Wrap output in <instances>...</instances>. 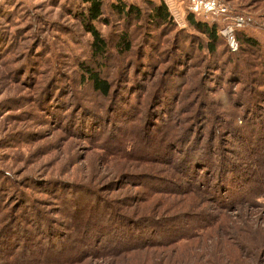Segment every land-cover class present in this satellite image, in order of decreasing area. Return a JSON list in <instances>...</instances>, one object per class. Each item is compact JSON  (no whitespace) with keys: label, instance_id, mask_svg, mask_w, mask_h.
Returning <instances> with one entry per match:
<instances>
[{"label":"rangeland","instance_id":"rangeland-1","mask_svg":"<svg viewBox=\"0 0 264 264\" xmlns=\"http://www.w3.org/2000/svg\"><path fill=\"white\" fill-rule=\"evenodd\" d=\"M125 1L142 4L145 0ZM224 1L233 12L246 17L248 27L244 32L264 47V0ZM81 2L0 0V202L4 199L0 210V227L4 226L2 224L17 227L22 222L21 231H17L18 227L14 231L30 242L32 251L27 256L19 253L22 251L20 247L13 259L7 262L0 259V264H65L69 259L62 261L50 252V255L37 252L36 239L42 232L48 240L54 238L52 242L56 244L66 240L78 241L68 264H264V150L261 156L252 155L250 158V155H245L238 162L248 174L253 173L248 175L245 186L238 185L234 172L227 175L230 184L224 185L227 183H223L221 178L227 174L223 171L226 167L219 172L220 181L214 178L209 184L199 183L179 172L176 164L182 155L175 141L172 139L168 145L160 144L156 133L160 128H154L152 123L148 127L144 125L148 96L143 100L142 115L137 118V123L122 125L128 131L133 128L134 131L131 130L135 132L133 136L137 141L133 147L142 153L140 157L130 155L132 161L113 158L118 144H115L116 141L106 143L107 138H112L111 131H115L114 136L118 138L121 134L111 124L104 123L108 130L101 139L97 137L94 140L87 135L74 134L67 125L65 129L68 121L64 125L59 124L42 111L43 107L39 105L42 99L38 102V95L41 93L42 97L45 96L44 89L49 90L53 84L58 90L66 85L71 92L79 87L80 95L88 96L87 99L97 111L104 112L107 106L104 98L87 91L79 82L77 65L86 57L91 43V36L76 18ZM171 9L182 23L178 27L190 29L187 23L183 25L187 17L185 5L181 13L175 11V6H171ZM97 26L104 35L110 33V27ZM170 39L171 35L165 37L164 42ZM255 54L245 55L240 61L239 69L245 78H251L254 72H258L263 59L258 52ZM208 70L209 67L204 66L202 60H195L190 65L187 86L177 106L178 112L174 114L176 120L171 125L174 132L169 131L166 136L171 134L175 137L180 123L186 124L190 120L186 117L193 108V103H190L195 88L202 99L208 96L207 112H215L219 116L209 121L214 127L212 132L223 126L222 120L234 122L239 118L240 109L236 99L242 93H235L225 83L220 85L217 94L206 91L200 81L203 72ZM250 84L253 83L250 82L242 90L246 95ZM236 86L240 88L241 85L234 88ZM257 86L264 88V82ZM131 100L136 104L135 97ZM112 110L106 111L109 114L106 117L112 124L118 123ZM153 118L154 123L159 124L160 121ZM217 121L218 124H215ZM142 127L150 128L152 133L145 135L144 130L140 131ZM245 134L248 138L244 137L245 140H254L250 129ZM251 144L253 142L247 145ZM105 149L108 152H104ZM229 157L232 158L231 153ZM125 173H134L136 178L126 179L122 175ZM52 179L93 187L101 198L100 202L90 206L99 207L93 221L86 216L69 218L55 197L39 189L48 187L44 183ZM47 190L52 192V188ZM21 192L30 194L35 204L52 219L57 229L53 235L52 232L47 233L49 219L42 220L45 214L43 217L32 215L29 224L21 218L20 203L14 202ZM88 222L91 228L87 226ZM101 226L104 228L96 229ZM114 226L125 230L120 233L121 246L116 248L112 247L114 240L108 235L110 231L107 232L108 228L113 229ZM61 228L69 238L59 233L58 229ZM139 229L142 230L138 232ZM10 231L2 234L10 236ZM9 236L2 244L10 242L12 235ZM19 236L14 237L13 242ZM28 259L35 260L30 262Z\"/></svg>","mask_w":264,"mask_h":264},{"label":"trees","instance_id":"trees-1","mask_svg":"<svg viewBox=\"0 0 264 264\" xmlns=\"http://www.w3.org/2000/svg\"><path fill=\"white\" fill-rule=\"evenodd\" d=\"M107 12H109V15H107ZM76 18L85 32L91 36V43L86 57L80 60L77 65L80 85L86 88L87 91L104 98L107 106L104 112L97 111L90 104L87 99L88 96L86 98L80 95L79 87V90L77 88L78 91L74 89L71 92L66 85L59 87L60 90H58L56 85L53 84L49 90L44 89L46 91L45 96L42 97L41 93L38 95V102L40 98L42 99L39 105L43 107L42 111L44 113L59 124L64 125V122L68 121L65 124V129L67 125L74 134L88 136L94 138V140L102 137L108 130L107 124L104 123L111 124L121 134L118 138L114 136L115 131H111L112 138L110 139V136L107 138L108 142L106 143L116 141L115 144H118L115 149L117 153H113L117 157L113 156V158H118V161H132L130 155L136 154L140 157L142 153L139 150L137 151L136 147H133V143L134 146L137 144L133 136L135 133L132 132L133 128L128 131L122 125L137 123V118L142 115L143 100L148 96L149 105L145 110L144 125L147 126L152 123L154 128H160L156 130L159 137L157 140H160V144L165 145L172 139L175 141L178 146L177 150L182 155V158L176 164L181 175L199 183L209 184L214 181V178L220 181L219 172L226 167L223 171H226L227 174L225 178H221L223 183H227L224 185L230 184L231 181L227 178V175L234 172L238 185L245 186L248 175L251 176L253 173L248 174L247 170L238 162L242 161L245 155H250V158H252V155L254 157L261 156V151L264 150V88L257 86H261V82H264V47L260 45V42L244 31H240L237 33L240 48L233 53L221 34L222 27L220 24L187 11L186 23L190 29L179 28L169 7L162 0H145L142 4L125 0H113L107 3L105 0H82ZM98 24L110 27V33L104 35L98 28ZM170 35L171 39L164 42V38ZM164 45L166 46L164 47ZM255 52H258L263 60L257 68L258 72H254V77L245 78L239 69L241 67L240 61L243 60L245 55H256ZM237 58H240V60L238 61ZM200 59L204 66L209 67L207 72H203L200 81L206 91L217 94V90L221 88L220 85L225 83L227 84L226 87L235 90V93H242L236 99L238 100L240 116L234 122L228 119L222 120L223 126L218 128L216 132H212L214 127L209 121L213 117L219 116L215 112H207L209 106L208 96L206 95V99H202L198 96L199 93L195 88L193 90V101L190 103V105L193 103V108L190 115L186 117L190 120L186 124L184 122L180 123V129H178L175 137L171 134L166 136L169 131L174 132L171 125L176 120L174 114L178 112L177 106L187 86L188 69L195 60L201 61ZM250 82L253 84L248 87V94L246 95L242 90ZM212 84L214 86H211ZM235 85L241 86L240 88L239 86L234 88ZM221 90L225 91L223 88ZM244 95H246L245 98ZM133 97H135L136 104L132 103L131 99ZM171 101H174L173 104L170 103ZM110 108L113 109L112 113L116 114L118 123L112 124L108 120L109 117H106L109 115L106 111ZM150 108H152L151 112L147 111ZM76 110L77 112L74 113ZM155 115L157 117L153 118ZM152 118L160 121L159 124H155ZM214 123L218 124V121ZM147 127L146 129L145 127L140 129V131L144 130L146 132L145 135L152 133L149 131L150 128ZM248 129L253 133L254 140L257 139L255 142L253 138V141L245 140V138L248 139L245 137ZM249 142H253V144L248 146ZM257 143H259V146H256ZM229 146L232 148L228 150L227 147ZM261 147L262 150H260ZM104 152H108V149H105ZM230 153L232 158L229 157ZM122 175L126 179L136 178L134 173ZM60 181L52 179V181L44 183L48 187H39V189H44L41 191H48L47 194L55 197L62 205V211L66 210V213H68L66 215L69 218L86 216L93 221L94 214L99 210V207L90 208V206L100 202V195L94 192L92 186L79 182ZM216 184L214 188H216ZM49 188H52V192L47 190ZM91 199L95 200L92 203L88 202ZM3 201L0 202V210ZM14 202L20 203L19 208L21 210L19 214L28 224L32 221V215L43 217L45 214L35 204L30 194L27 195L26 192H21ZM46 218L48 217L45 214L42 220H47ZM48 219L49 230H47V233L52 232L53 235L57 229L52 224V219ZM18 224L19 230L17 231L20 232L23 228L22 222ZM2 225L4 226L0 227L1 260L7 262L10 258L13 259L18 254L20 247L23 252L20 251L19 253L27 256L32 253L29 248L30 242H27L24 237H20L18 232L14 231L17 227L12 224V226L7 225L6 227L5 224ZM33 226L38 230L36 224L33 223ZM87 226H90L89 222ZM101 228L104 227H96V229ZM141 230L139 229L138 232ZM6 231H10L9 234L12 237L9 243L2 244V241H6L5 239L9 236L2 234ZM40 231L42 232L41 229ZM58 231L62 236L70 237L62 228ZM122 231L125 230H120L117 226H114L113 229H107L109 237L114 240L112 241V247L121 246L119 237H121L122 234L120 233H123ZM17 236L20 238L13 242V238ZM135 236L131 235L130 237L135 238ZM83 237L85 238V235ZM50 240L42 232L36 239L37 252H45L48 255L52 253L58 258L60 257L62 261L69 259L65 264L70 263V254L73 253L75 244L78 241L70 242L66 240V242L56 244ZM41 242H43L42 245ZM45 242H47V246ZM83 243L85 244V242ZM34 260L29 261L33 262Z\"/></svg>","mask_w":264,"mask_h":264},{"label":"built area","instance_id":"built-area-1","mask_svg":"<svg viewBox=\"0 0 264 264\" xmlns=\"http://www.w3.org/2000/svg\"><path fill=\"white\" fill-rule=\"evenodd\" d=\"M184 3L187 11L220 24L222 27L221 34L226 39L230 50L233 53L239 50L240 43L237 33L244 31L248 27V22L244 15L233 12L229 4L224 0H185ZM168 7L177 24H182L173 14L171 7Z\"/></svg>","mask_w":264,"mask_h":264},{"label":"crops","instance_id":"crops-1","mask_svg":"<svg viewBox=\"0 0 264 264\" xmlns=\"http://www.w3.org/2000/svg\"><path fill=\"white\" fill-rule=\"evenodd\" d=\"M164 1L168 6H175V11L176 12H183L184 9V1L185 0H162Z\"/></svg>","mask_w":264,"mask_h":264}]
</instances>
